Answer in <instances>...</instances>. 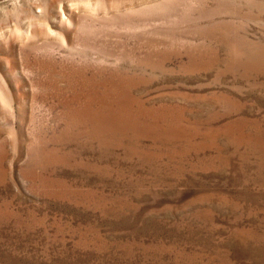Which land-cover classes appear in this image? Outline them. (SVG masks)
Listing matches in <instances>:
<instances>
[{"label": "rangeland", "instance_id": "rangeland-1", "mask_svg": "<svg viewBox=\"0 0 264 264\" xmlns=\"http://www.w3.org/2000/svg\"><path fill=\"white\" fill-rule=\"evenodd\" d=\"M0 264H264V0H0Z\"/></svg>", "mask_w": 264, "mask_h": 264}]
</instances>
